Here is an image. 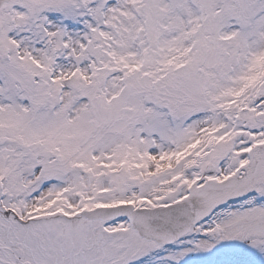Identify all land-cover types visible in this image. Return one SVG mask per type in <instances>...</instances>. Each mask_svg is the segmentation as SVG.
Instances as JSON below:
<instances>
[{"label":"snow or ice","instance_id":"6c2138e0","mask_svg":"<svg viewBox=\"0 0 264 264\" xmlns=\"http://www.w3.org/2000/svg\"><path fill=\"white\" fill-rule=\"evenodd\" d=\"M0 264H264V0H0Z\"/></svg>","mask_w":264,"mask_h":264}]
</instances>
